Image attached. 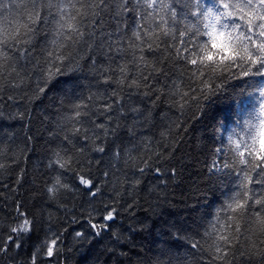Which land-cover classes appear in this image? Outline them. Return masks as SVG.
<instances>
[{
  "label": "snow or ice",
  "instance_id": "snow-or-ice-1",
  "mask_svg": "<svg viewBox=\"0 0 264 264\" xmlns=\"http://www.w3.org/2000/svg\"><path fill=\"white\" fill-rule=\"evenodd\" d=\"M105 13L117 20V32L123 25L130 35H126V46L120 40L115 42V48L109 44L105 62H98L93 56L84 57L82 48L91 52L97 46V30L104 23ZM129 14H134L132 24L122 19ZM39 35L45 36L47 44L42 56L33 57ZM111 35L108 33L109 38ZM99 46L103 48V42ZM113 51L119 55H110ZM170 58L192 66L187 70L200 93L195 95L197 88H192V99L208 101L226 93L239 102L242 113L228 132L226 143L222 140L215 147L208 167L210 176L230 181L234 187L206 222L200 239L196 238L199 233L193 235L175 225L172 235L197 253L207 252L211 257L208 264H251L253 260L264 264V0H0V93L35 80L37 92L44 94L57 78L69 71H81V61L90 60L88 71L104 88L89 89L84 96L75 91L78 85H73L65 94L66 98H73L60 118L66 132L64 140L73 148L74 139L82 140L77 149L81 154L91 145L93 152L102 154L95 161L100 164L112 138V159H123L133 170L131 177L125 172L122 180L132 188L141 185V178L148 171L166 174L161 167H152L153 155L159 161L163 154L145 156L151 152L148 143H134L130 148L116 145L114 139L121 125L112 126V114L117 109L121 116L126 111L142 112L134 102L126 110V99L150 97L153 104L160 100L164 89L156 88L154 77L166 75L163 66ZM154 91L158 93L155 96ZM179 93L177 87L172 95ZM189 96L187 91L182 93L181 109ZM7 99L14 97L9 95ZM61 104L65 101L61 100ZM69 153L66 147L54 150L48 167L73 172L88 195H100L101 187L91 177V169L85 172L82 167H74L81 161ZM168 172L175 175L174 168ZM62 175L58 171L47 188L53 198L60 189L71 190ZM110 175L109 171L103 172L106 178ZM21 208L17 203V216L7 226L8 235L0 238V255L8 254L10 244L21 248L24 237L35 226ZM104 210L106 221H113L118 215L115 207L105 205ZM89 223L93 229L109 227L91 223V219ZM82 236L84 233H76V237ZM205 238L211 240L207 247L201 243ZM61 239L60 234L51 232L33 252L30 264H38L41 255H58ZM156 264L193 261L175 257Z\"/></svg>",
  "mask_w": 264,
  "mask_h": 264
},
{
  "label": "trees",
  "instance_id": "trees-1",
  "mask_svg": "<svg viewBox=\"0 0 264 264\" xmlns=\"http://www.w3.org/2000/svg\"><path fill=\"white\" fill-rule=\"evenodd\" d=\"M122 19L132 24L134 14ZM103 20L97 30V46L91 52L82 48L84 57L93 56L98 62H105L109 44L115 48V42L120 40L126 46V35H130L123 25L116 31L117 20L111 15L105 13ZM108 33H112L110 38ZM102 42L103 48L99 46ZM46 44L45 36L39 35L33 57L42 56ZM110 55L119 54L113 51ZM81 63V71L66 72L44 94L37 92L35 80L26 81L21 88H5L0 93L3 97L0 99V164L4 165L0 168V238L8 235L7 226L17 216V203L35 225L24 237L21 248L10 244L8 254L0 255V264H30L33 252L51 232L62 237L59 254L52 258L41 255L38 264H156L158 260L168 262L175 257L187 258L193 264H208L211 259L208 253H197L189 244L176 239L172 226L193 235L199 233L196 238L200 239L206 222L234 187L230 181L210 176L208 167L215 147L222 140L226 143L228 132L242 115L239 102L226 93L208 101L192 99L191 89L197 88L187 70L192 66L178 64L170 58L163 66L166 75L154 77L156 88L164 89L160 100L153 104L150 97L126 99V110L134 102L142 112L126 111L121 116L117 109L112 114V126L121 125L114 139L116 145L130 148L134 143H148L151 152L145 156L163 154L159 161L153 155L152 167L159 166L166 174L148 171L141 178V185L132 188L122 180L125 172L131 177L133 170L123 159H112V138L100 164L95 161L102 154L93 152L91 145L81 154L77 149L82 140L74 139L75 148L64 140L66 132L60 118L67 111L65 105L73 98H66L65 94L73 85H78L75 91L84 96L89 89L104 88L89 73L90 60L83 59ZM177 87L180 93L173 96ZM186 91L190 96L185 98L188 103L181 109L179 104H184L181 95ZM156 94L154 91L153 96ZM199 94L197 88L195 95ZM9 95L14 99L8 100ZM61 100L65 101L64 105ZM61 147L68 148L69 154L81 161L74 167H82L85 172L91 169V177L101 187L100 195L95 198L88 195L73 172L48 167L53 151ZM172 168L175 175L168 172ZM58 171L63 173L62 180L71 190L60 189L53 198L47 188ZM104 171H109L110 177H104ZM105 205L117 208L118 215L113 221L103 219ZM90 219L98 226L108 224L109 227L93 229ZM77 232L84 236L76 237ZM201 243L207 247L211 240L205 238ZM251 264L259 261L253 260Z\"/></svg>",
  "mask_w": 264,
  "mask_h": 264
}]
</instances>
